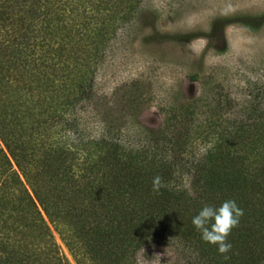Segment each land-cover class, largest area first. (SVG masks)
I'll return each instance as SVG.
<instances>
[{
    "label": "trees",
    "instance_id": "obj_1",
    "mask_svg": "<svg viewBox=\"0 0 264 264\" xmlns=\"http://www.w3.org/2000/svg\"><path fill=\"white\" fill-rule=\"evenodd\" d=\"M138 3L0 0V264H68L44 217L76 264H136L165 233L193 249L191 264H264V124L220 133L189 163L190 191L170 183L174 153L193 142V113L181 130L164 124L161 141L149 132L159 145L145 157L122 149L108 126L83 137L79 113L95 96L98 63ZM156 176L164 187L154 194ZM226 200L243 215L220 254L191 220Z\"/></svg>",
    "mask_w": 264,
    "mask_h": 264
},
{
    "label": "rangeland",
    "instance_id": "obj_2",
    "mask_svg": "<svg viewBox=\"0 0 264 264\" xmlns=\"http://www.w3.org/2000/svg\"><path fill=\"white\" fill-rule=\"evenodd\" d=\"M94 91L79 113L84 139L108 126L122 149L144 157L159 145L149 132L161 141L164 124L181 130L193 113V142L183 155L174 153L170 183L190 191L189 163L216 145L220 133L264 124V0H139L98 63ZM44 219L68 264H76ZM193 258L188 244L165 233L135 262L191 264Z\"/></svg>",
    "mask_w": 264,
    "mask_h": 264
},
{
    "label": "clouds",
    "instance_id": "obj_3",
    "mask_svg": "<svg viewBox=\"0 0 264 264\" xmlns=\"http://www.w3.org/2000/svg\"><path fill=\"white\" fill-rule=\"evenodd\" d=\"M164 187L161 178L156 176L152 181V192L158 193ZM243 215L235 201L226 200L219 207L204 206L191 223L201 234V239L211 245L217 246L220 254L230 251L231 244L227 242L231 230L239 223V218Z\"/></svg>",
    "mask_w": 264,
    "mask_h": 264
}]
</instances>
